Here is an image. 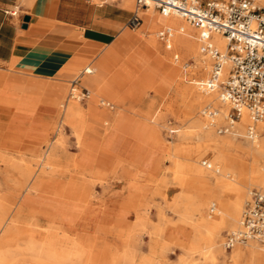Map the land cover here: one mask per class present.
<instances>
[{
    "label": "bare ground",
    "instance_id": "bare-ground-1",
    "mask_svg": "<svg viewBox=\"0 0 264 264\" xmlns=\"http://www.w3.org/2000/svg\"><path fill=\"white\" fill-rule=\"evenodd\" d=\"M259 2L264 6V0ZM151 7L153 6L143 9L144 23L141 31L145 38L168 55H175V60L180 57H192L195 59L197 68L207 69L211 56L201 50L200 29L189 24L178 14L168 16L160 12L155 14ZM161 26H165L164 28L170 32L165 45L159 32ZM157 36H160V39ZM211 38L219 49L227 50L228 39L225 35L213 32ZM89 68L90 65L87 64L80 76ZM229 68L228 61L222 73L223 77L227 78ZM192 81H196L200 86L201 80L192 79ZM91 93L90 90V96ZM180 94H194L204 98L214 97L216 101H219V106L213 109L216 114L212 115L208 112L210 118L206 117L205 121L194 120L197 121L199 133L216 145L218 140L215 132L216 120L223 118L227 120L231 103L224 100L221 97V91L216 89H202L200 93L194 88L179 84L176 95ZM79 99L68 96L63 101L57 127L61 128L64 124H69L78 135L79 141L85 145V149L92 147L98 150L103 137H106L113 125L119 123L123 113L128 111L123 106L106 99L101 92H94L93 100L109 103L115 108L111 119L101 120L89 110L83 111ZM169 107L173 108V104H169ZM132 113L138 115L136 118L142 121L144 128L153 126L150 123L159 125L158 117L154 112L146 113L137 110ZM263 119L264 117L258 120L259 124L261 122L262 129H264ZM36 120L42 122L39 117L34 120V123ZM227 122L229 124V120ZM238 122L245 126V132L237 131L244 133L247 137V151L254 157L253 184L259 185L261 187L259 190H264V136L260 137L257 130L253 135L249 133L248 126L255 121L246 109L235 123ZM258 122L255 128L259 127ZM235 123L232 126L234 129L238 126ZM38 129L34 127L31 133H36ZM97 133H100L102 140L92 136ZM33 138V136L29 137L32 142L35 140ZM233 143L229 141L228 146ZM44 144L42 153L32 155V159L25 152H12L7 148H0V264H136L139 260L143 264H166L165 259L160 256L166 254L167 246L162 245L157 251L165 231L161 205H158L161 223L152 231L150 252L142 257H139L138 246L139 221L135 219L129 224L127 219V216L134 214L137 210L139 182L149 169L122 156H117L109 170L105 171L106 165H103L102 161L97 167L93 163L77 162L75 156L66 153L65 145L59 148L58 143L52 138L48 142L45 140ZM167 157L171 159V164L168 168H162L160 165L159 174L166 182H174L183 187L180 194L173 199V207L180 212L178 220L181 224H187L191 228L188 255L196 249L201 250L206 259V263L201 262L202 264H218V254L223 255L220 264H264V246L258 239L235 243L230 254L227 253L228 248L225 242L220 243L221 234L225 229L236 230L241 224L247 185L235 187L238 191L231 198L232 183L220 176L219 172L209 168L195 167L193 163L184 165L180 163L178 155L173 151H168ZM214 157L219 163L218 156ZM225 168L228 167L225 166ZM169 172H172L171 176ZM238 173L240 174V170ZM211 176L216 177V183L211 188L213 198L207 203L198 202L200 199H197V196L202 191L210 189L208 180ZM148 179L150 182L155 180L153 175ZM114 181L119 185L123 184V191L111 188ZM96 183L104 186V192L102 191L99 201L94 200L95 192L98 191ZM187 183L191 186L198 185L188 194L195 197V203L199 204L181 208V204L188 195L184 188ZM125 189L127 196L124 198ZM223 196H229L230 199L225 198V201H221L220 198ZM30 202H38L39 207L28 209L26 206ZM195 209L201 212V218L198 220L195 217ZM208 225L213 227L209 228ZM127 237L129 243H127ZM247 251L250 252L249 258H245ZM183 259H186V255ZM189 261L187 259L184 262L189 263ZM191 262L189 264H195Z\"/></svg>",
    "mask_w": 264,
    "mask_h": 264
},
{
    "label": "rangeland",
    "instance_id": "rangeland-1",
    "mask_svg": "<svg viewBox=\"0 0 264 264\" xmlns=\"http://www.w3.org/2000/svg\"><path fill=\"white\" fill-rule=\"evenodd\" d=\"M100 2L101 0H93V3L96 4H99ZM28 3L29 0H19L17 5L20 4L27 5ZM123 4L126 5L127 7H132V9H134L135 0H123ZM256 5L258 7H261L262 11H264V6L261 4V2H259V0H257ZM10 8L13 11L14 10L17 11V14L19 15L21 13L23 6L20 7L11 6ZM151 8L153 10V13L159 14V11L157 9H155L154 7ZM140 15L143 17V9L140 11ZM183 19L187 21L189 24H191L184 17ZM143 23L144 21L142 22V24ZM141 25L137 27L127 28V31L130 34L127 33L122 35L125 37V40L122 44L118 46L121 51L118 55L119 58L118 60L120 61L118 60L113 61L108 71L103 72L104 80L102 83H97L91 80L89 78L90 76L89 74L91 73H88L86 78L81 79L79 77L80 79L78 83H80V85L82 84L81 85L82 87H88L91 90L92 92L91 96L93 97L95 91H99V89L104 88L106 86V84H104L105 81L108 80L109 82H112L114 86L110 87L112 88L111 93L117 95L118 97H124L126 99L125 102L126 106H128L129 110H131L128 111L127 116L130 117H138V115L136 114H134L133 116L132 112H135L133 110L145 104L151 103L153 112L158 117L159 125L158 123L157 124L150 123V124L154 126L156 131V137L158 138L159 141L162 142V146H167L164 148V150H160V152L163 151L164 153L162 155L163 157L162 168H168V166H170L171 159L167 157V154L168 151L169 152L173 151L178 155L180 163L184 165L188 163H193L195 167H201L205 169L209 168L212 171L219 172L220 176H223L226 180L232 183L233 188L230 189L232 192L230 196L231 198H233L235 196V193L238 191L237 188L235 187H237L238 185L239 187L247 185V196L245 198L244 206H243V213H244L248 200L251 199L253 192L261 189L259 185L253 184L252 168H253L254 157L252 156L251 153L247 151L248 148L247 137L244 135V133H239L237 131L240 130L241 132L242 130V132H245L246 131L245 126L238 122L235 124L240 126V128L236 126L235 127L236 129L232 128V130L221 132L220 127L226 125L228 123L227 120L229 119L228 118L227 120L225 118L217 119L215 132L218 138L217 140L218 145L217 144L215 145V143H210L211 141H209L202 133H199L197 127L198 124L196 122L198 121V119H203L205 121L206 117L210 118V115L208 113L209 110L205 111L206 108L208 107L210 110L215 109L216 107L219 106L218 103L219 101L218 100L216 101L214 97L204 98L194 94H180L181 96L176 95L177 86L179 84H183L188 88H194L201 93L202 89L204 90V88L200 87L196 81L193 82L192 79L193 80L195 79L197 81L200 80L202 81L207 79L210 75L213 59L209 58L210 64L207 69H203V70L196 67L195 59H193L192 57H186V58L180 57V59L175 60V55H168L165 51L164 52L166 53V56L170 62L169 64L164 63L163 55L157 53H153L151 55L152 60L148 62L139 61L137 60L134 54H135V49H137L138 47L140 48L142 45V39L140 35L142 37H145L144 33L141 31V28L139 29ZM164 27L165 26H161V28H159V32L166 29ZM157 37L158 39H160V36ZM162 41L163 44L165 45V41L164 40ZM187 63L190 64L188 65ZM91 65H96V63H92ZM15 69H16L15 67L10 66L9 68H7L0 64V74L1 76L3 75V77L8 75L10 79L12 77L14 79L15 77L19 76L22 77L21 80L23 81H26L27 79H39V77L25 75L21 73L19 74L14 71ZM223 79H226V76H224ZM46 80L60 81L59 83L63 87L61 89L62 90L61 100L58 102V105L54 109L55 111L52 113V115H49V117L45 120V124L41 127L42 122L36 120V122L33 125V128L41 127L40 128L41 130L39 131L40 133L38 135L40 137L39 138L40 141L35 143L33 148H24V146L14 147L10 145V143H8L7 140L4 139V136H2L3 134H1L0 148H7L12 152L13 151L25 152L29 155V158L32 159L33 157L32 155L42 153L44 149L43 145H45L44 141L46 140L48 142V140L52 138L56 143H58L59 148L65 145L66 153L75 156L77 162H82V163L94 162V159L98 156L97 155L98 150H94L92 149V147H89V149L87 148L85 149L84 148L85 145L83 144V142L79 141L78 135H76V132L69 124H64L61 128L57 127V124L60 121L59 115L62 110L61 104L63 103V101L68 96L77 99V97L72 96L71 94V89L73 87L72 82L70 80H67L65 83L63 81V78L62 79L46 78ZM105 88L107 89V87ZM16 89H18L20 92L22 86H19ZM216 90L220 91V89H216ZM91 96L83 100L79 99L80 106L83 111L88 110L86 106L90 101V99H92ZM100 102L101 101H99L98 104L102 108H108L109 110H111V112L115 110L113 105L109 103H100ZM169 104H173V108L169 107ZM7 113L2 108V106H0V121L6 122L9 120L10 117L9 114ZM54 120L56 121L53 124ZM194 120L197 121L195 122ZM237 121L238 120H236L235 122ZM257 122L258 121H255L253 124L255 125L257 124ZM192 124L194 125V127H192L193 126ZM258 125L259 127L258 128L256 127L258 134L260 135V137L264 136V129H262L263 127L260 126L261 122L260 124L258 122ZM187 130L188 131L190 130L189 131L190 133ZM190 134H192V136H189ZM92 136H94L95 139L98 140H100L101 138L100 133L99 134L97 133L96 135L94 134ZM229 141H233L234 142L233 145L228 146ZM101 144L102 143H100V146ZM215 155L218 156L220 160L219 163H217L216 159H214ZM205 160H207V163L209 165L204 163ZM235 163L236 166H234ZM225 166L228 168H225ZM238 170H240V174L238 173ZM105 173L107 174V172ZM159 173L160 171H158L157 173H153L152 171L149 170L148 172L145 173V175H143L142 179H140L139 182L140 185L138 187V191L140 193L138 194V198L136 202L137 210H135L134 214L127 216L129 224L132 223V221H134L135 219L139 221V224L137 225V230L139 235L138 246L140 248L139 257L148 254V252H150L151 250L150 246H147L146 244L149 243L147 240L148 239L151 240V238L153 237L152 231L154 227L159 223H161L159 206H158L161 205L165 231L168 227L188 228L189 229L188 233L190 234L189 235L190 240L188 244L180 243L181 247L172 242L161 240L160 244H158L157 246V251L160 250L162 245H166L168 250L166 254L160 256V258L165 259L164 261L166 264H187L188 262L187 263L184 262L185 260L187 261V259L190 260L189 263L191 262V259L193 260L192 262L195 264L206 263L205 256L201 252V250L198 249L194 250L193 253L189 254L191 255V257L188 255L189 253L188 250L191 243V228L187 224L186 225L181 224V222L178 220L180 212L175 210L173 207V199L175 195L180 191V189L181 188L183 189V187L180 186V184H176L174 182H166L160 176ZM171 173L172 172H169V176L172 175ZM151 175H153V178L155 179L154 182H150L148 179V177ZM208 181H209L210 189L202 191L199 194V196H197V199H200L198 202L207 203L211 198H213L211 188L216 183V177L211 176ZM100 184L101 183H96V189L98 191L95 192V196H94L95 201L96 200L99 201V199L101 198L104 192V188H103L104 186H102V184L100 186ZM111 186H112L111 188H114L113 190L119 189L123 191V184L119 185L114 181ZM197 186L198 185L191 186L189 185V183H187L184 188L186 193L188 194L190 191H194V189L197 188ZM126 196H127V190H126ZM230 197L223 196L220 198V200L225 201V198L230 199ZM195 201H196L195 197H191L188 194L186 195L185 201L182 203L184 204V206L182 207L186 208L192 205H198L199 203H195ZM26 207L28 209L38 208L39 203L30 202L27 204ZM194 211H195L194 213L196 220L200 219L201 218L200 210L195 209ZM208 227L211 228L213 227V225H208ZM228 230L230 229H225L222 232L220 238L221 244L224 243L225 235ZM165 231L161 236V239L165 238ZM259 242L260 243L262 242L261 244L264 246V241L259 240ZM127 243H129L128 237H127ZM243 245H245V243ZM177 247L183 250L184 253L182 254V256H180L181 259L179 260V262H173L170 260L169 254L175 252V248ZM227 251H228L227 253L230 254L232 250L227 249ZM185 255H186V259L184 260L183 258H185ZM249 255L250 252L247 251L245 258H249L250 257ZM188 256L190 257V259ZM157 259L159 258L157 257ZM222 259H223V255L218 254L217 256L218 264L221 263Z\"/></svg>",
    "mask_w": 264,
    "mask_h": 264
},
{
    "label": "crops",
    "instance_id": "crops-1",
    "mask_svg": "<svg viewBox=\"0 0 264 264\" xmlns=\"http://www.w3.org/2000/svg\"><path fill=\"white\" fill-rule=\"evenodd\" d=\"M18 1L0 0V64L7 68L15 67V72L39 79L23 81L19 76L10 79L8 75L3 77L0 74V106L10 117L6 122L0 121V135L3 134L4 139L14 147L33 148L40 141V128L55 111L62 96L60 81L46 78H63L65 83L70 80L72 86L77 85L79 89H89L82 87L78 81L91 73V80L102 83L103 72L119 59L121 51L118 46L125 40L122 35L130 34L127 28L132 27L136 2L132 9L124 5L123 0H101L99 4L93 3V0H29L27 5H17ZM11 6H23L21 13H15ZM26 15L29 16L28 21L24 19ZM140 37L142 45L135 49L134 54L137 60L148 62L152 60L151 55L157 53L163 55L164 63H170L163 50L153 46L145 37ZM163 40L165 44L168 42L165 38ZM87 64L90 68L80 76ZM104 84L107 89L104 87L95 92H101L106 99L131 111L124 97L111 93L110 87L114 84L108 80ZM19 86H22L20 92L16 89ZM86 107L101 120L112 117L108 108H102L93 99ZM137 110L152 113V104H145L133 111ZM127 113L124 112L119 123L113 125L103 137L98 156L92 163L97 167L102 161L107 171L117 156H122L157 173L164 154L160 150L167 146H162L153 126L144 128L141 120L127 116ZM38 117L42 120L41 127L36 133H31L34 120ZM30 136L35 138L33 142ZM181 191L182 188L175 197ZM123 196L126 197V190ZM188 232V228L168 227L162 240L179 246L180 243L188 244ZM147 241L149 243L146 245L150 246V240ZM183 253L180 248H175V252L169 254L170 260L179 262ZM136 264L143 262L139 260Z\"/></svg>",
    "mask_w": 264,
    "mask_h": 264
},
{
    "label": "built area",
    "instance_id": "built-area-1",
    "mask_svg": "<svg viewBox=\"0 0 264 264\" xmlns=\"http://www.w3.org/2000/svg\"><path fill=\"white\" fill-rule=\"evenodd\" d=\"M109 1V0H104ZM136 10L131 26L142 22L140 11L153 6L164 15L178 14L201 31V50L213 59L210 75L201 81L204 89H220L221 97L231 103L229 124L220 127L221 132L231 130L246 109L252 120L264 117V11L256 0H135ZM16 13L17 11L14 10ZM219 32L228 39L227 50L222 51L213 42L211 34ZM169 30L161 31V37L168 41ZM229 61L226 80L223 70ZM72 96L81 100L90 96L87 88L73 85ZM206 110L214 115L216 111ZM255 134L254 124L248 126ZM205 164L207 160L204 161ZM209 165V164H208ZM250 239L264 241V190L253 192L244 210L241 224L236 230L227 231L225 246L231 249L237 242Z\"/></svg>",
    "mask_w": 264,
    "mask_h": 264
},
{
    "label": "water",
    "instance_id": "water-1",
    "mask_svg": "<svg viewBox=\"0 0 264 264\" xmlns=\"http://www.w3.org/2000/svg\"><path fill=\"white\" fill-rule=\"evenodd\" d=\"M24 19H25V21H28L29 20V16L26 15Z\"/></svg>",
    "mask_w": 264,
    "mask_h": 264
}]
</instances>
